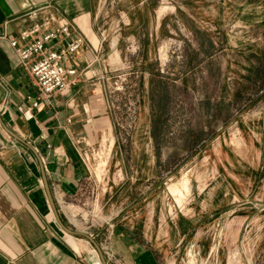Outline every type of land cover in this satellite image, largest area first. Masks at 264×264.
I'll use <instances>...</instances> for the list:
<instances>
[{
    "label": "rangeland",
    "instance_id": "obj_1",
    "mask_svg": "<svg viewBox=\"0 0 264 264\" xmlns=\"http://www.w3.org/2000/svg\"><path fill=\"white\" fill-rule=\"evenodd\" d=\"M154 8L132 35L117 0L97 1L101 42L116 45L111 131L88 154L75 217L98 226L132 202L139 217L195 222L178 264H264V0Z\"/></svg>",
    "mask_w": 264,
    "mask_h": 264
},
{
    "label": "crops",
    "instance_id": "obj_2",
    "mask_svg": "<svg viewBox=\"0 0 264 264\" xmlns=\"http://www.w3.org/2000/svg\"><path fill=\"white\" fill-rule=\"evenodd\" d=\"M97 1L0 0V264H98L86 244L98 251L99 264H178L185 254L191 219L139 217L132 202L98 226L82 227L75 217L88 154L111 131L103 76L116 45L113 38L101 42ZM117 1L135 35L152 12L158 20L154 2L163 0ZM50 13L73 28L49 47H64L74 33L84 44L63 59L75 69L68 76L75 83L45 97L8 39Z\"/></svg>",
    "mask_w": 264,
    "mask_h": 264
},
{
    "label": "built area",
    "instance_id": "obj_3",
    "mask_svg": "<svg viewBox=\"0 0 264 264\" xmlns=\"http://www.w3.org/2000/svg\"><path fill=\"white\" fill-rule=\"evenodd\" d=\"M71 28L68 21L50 13L40 22H33L20 30L17 37L8 39L20 63L33 76L38 91L45 97L57 91L68 92L75 83L74 79H68L69 75L75 73V69H67L63 59L83 46V35L72 34L66 45L58 49L48 46L60 35L68 34ZM32 106H37V102L33 101ZM105 253L110 259L114 258L111 252L106 250Z\"/></svg>",
    "mask_w": 264,
    "mask_h": 264
}]
</instances>
